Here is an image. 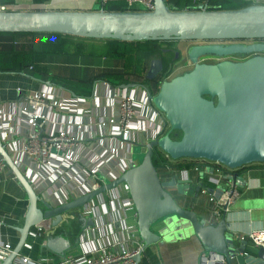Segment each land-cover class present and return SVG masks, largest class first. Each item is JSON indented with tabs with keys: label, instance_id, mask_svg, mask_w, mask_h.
<instances>
[{
	"label": "water",
	"instance_id": "water-1",
	"mask_svg": "<svg viewBox=\"0 0 264 264\" xmlns=\"http://www.w3.org/2000/svg\"><path fill=\"white\" fill-rule=\"evenodd\" d=\"M15 33H55L131 43L198 44L188 53L193 69L164 81L159 92L151 96L154 109L169 125L168 132L146 144L131 142L133 164L119 179L95 191L54 207L34 190L0 137V158L12 170L29 201L23 226L18 229L19 242L3 264H14L22 255L33 228L42 226L49 231L58 227L68 213L83 212L85 206L120 186L129 191L144 248L160 241L161 236L154 231L159 222L177 217L192 226L205 252L217 254L230 264L233 260L264 264V249H252L249 241L229 235L226 215L218 223L206 225L194 211L182 208L170 190L187 195L188 182L162 180L153 163L154 151L159 149L173 161H206L232 171L264 164V43L259 42L264 41V5L239 10L172 11L165 0H155L152 12L104 9L0 12V34ZM178 56L176 53L177 59ZM208 56L222 60L217 64L201 63ZM233 57L242 60H231ZM163 69L161 60H152L146 80L154 81ZM174 133L181 137L174 139ZM94 225L92 219L86 220L85 226ZM46 248L54 250L53 241L49 240ZM139 261L140 256L136 258Z\"/></svg>",
	"mask_w": 264,
	"mask_h": 264
},
{
	"label": "crops",
	"instance_id": "crops-1",
	"mask_svg": "<svg viewBox=\"0 0 264 264\" xmlns=\"http://www.w3.org/2000/svg\"><path fill=\"white\" fill-rule=\"evenodd\" d=\"M13 1L16 3V7H27L28 11L32 10V0ZM237 1L251 5H264V0ZM97 4L98 0H51L45 9L97 10ZM11 44L12 42L9 38L0 37V46ZM16 45L18 48L25 49L30 45V40H18ZM77 60L80 59L49 57L47 63L51 68L52 75L55 76L83 80L93 77L89 74L86 78H79L76 71L74 73L71 71L70 67L73 66L74 69ZM82 60L91 62L93 66L101 63L102 69L106 71L100 73L122 71V64L116 61ZM61 67L68 72L65 73L63 70L60 73ZM55 85H47L44 82H38L26 76L0 74V111H5L9 116L10 123L13 126L20 125L24 134L27 135V116L22 114L20 110V105L23 104L27 96L46 93L50 97L61 96L64 100L74 97L85 98L86 103L82 106L86 113L89 114L88 118L69 116L63 119L58 116L64 123L62 127L68 129L69 133L78 139L88 135L95 136L96 132L100 134V127L97 125L99 119L106 121L109 118L119 116V111L113 106V96L115 89L117 91L120 87H113L105 82H100L93 87L90 95H82L75 94L61 85ZM137 92L142 106L139 111L145 121L140 125L139 131H135L136 129L133 131L132 141L146 144L155 138L160 130L161 122L147 96L149 91L141 86ZM14 104L16 105L14 106ZM46 114L49 116V120H53L56 116L49 112H46ZM69 120H72L73 123L78 122L82 129L79 130L78 126L71 127L66 124ZM97 141L91 142L93 144ZM122 144L123 149L118 153L117 159L121 162L128 159L127 165H129L131 155L128 152V144L121 142V146ZM193 161L195 162L192 165L200 163L196 162V160ZM26 163L21 165L20 169L22 171H25ZM181 165H184V162ZM116 171L119 173L118 170ZM209 175L211 176V172H209ZM239 175L238 188L241 195L232 207L231 213L227 216L228 230L231 237L247 238L255 230H264V164L248 166ZM161 178L167 182L174 180L188 182L190 189L187 195L180 194L176 189L170 190V194L182 208L194 211L203 219L206 225L215 223L214 204L211 202L210 195L205 193L204 188L200 185L204 180L209 182L208 176L190 171L189 180L185 181L184 175L180 172L176 174L163 172ZM211 185L214 188V185ZM122 196L123 193L119 188L104 194L88 206H85V214L79 210L68 213L63 217L62 224L58 227H52L49 233L43 234L40 238L30 236L21 257L27 258L36 264H59L61 258L67 254L82 256L95 250H105L108 253H117L125 250L127 252L134 251L136 244L129 239L128 230L133 227L139 231L138 215L135 207L133 210L124 208L121 202ZM48 202L54 207L60 205L54 198H48ZM28 207V196L12 170L8 167L0 175V216H13L14 220L9 222L7 227L0 228V235L13 248L19 242L20 234L18 229L23 226ZM88 219H92L95 225L92 227L85 226ZM70 224H74L72 230L64 226ZM154 231L161 236L160 241L156 245L147 248L143 247L140 261L137 264H200V258L205 250L188 222L182 221L177 217H169L159 222L154 227ZM49 240L53 241L54 250L43 247ZM140 241L144 245L141 238ZM231 264L241 263L233 260Z\"/></svg>",
	"mask_w": 264,
	"mask_h": 264
},
{
	"label": "built area",
	"instance_id": "built-area-1",
	"mask_svg": "<svg viewBox=\"0 0 264 264\" xmlns=\"http://www.w3.org/2000/svg\"><path fill=\"white\" fill-rule=\"evenodd\" d=\"M118 1L126 2L129 9L140 7L142 9L140 12H152L155 7V0H98V9H104L105 6ZM165 1L168 4L169 0ZM193 2L195 5L193 11L209 9V0H193ZM12 10L25 11L28 8L0 4V12ZM259 42L264 43V41ZM235 61L239 60L235 59ZM139 87L141 86L120 87L117 91L115 89L113 106L119 111V116L106 121L99 119L97 125L101 133L96 132L95 136L88 135L79 139L62 127L64 123L58 116L63 119L69 116L88 118L89 114L82 106L86 103L85 98L74 97L64 100L61 96L50 97L46 93L27 96L20 105L22 114L27 116V135L24 134L20 125L13 126L10 123L5 111H0V137L19 168L27 162L23 173L42 199L48 201V198H54L63 205L99 189L107 182L111 183L119 179L128 170L133 164L132 158H129V165H127L128 159L121 162L117 159V155L123 149L121 142L128 144V152L131 155V142H134L132 141L133 131L135 129L139 131L140 125L145 121L139 111L142 108L137 92ZM147 96L153 106L150 93L147 92ZM46 112L57 117L49 120ZM157 116L161 126L155 137L164 135L169 130L164 116L158 112ZM66 124L82 129L78 122L73 123L72 120L67 121ZM94 140L98 141L92 144L91 141L94 142ZM162 157L167 164L164 168L166 174L180 172L184 175L185 181L189 180L190 171L208 176V181L214 185V188L213 191L204 188V192L210 195L211 202L214 204L215 223H218L224 215L228 216L231 213L232 207L241 195L238 188L239 170L232 171L220 164L206 161H196L200 163L195 165H192L195 162L193 160L183 161L184 165H181L182 161H173L165 153ZM7 168V164L0 158V175ZM119 188L123 193L122 205L126 210H133L134 204L128 189L126 186H120L115 190ZM13 220V216H0V228L7 227ZM47 233L49 231L38 226L32 229L31 236L40 238ZM128 237L136 244V249L132 252L125 250L108 253L105 250H95L82 256L67 254L61 258L59 264H137L136 258L141 255L144 245L141 244L137 229L129 228ZM239 239L249 241L252 249H264V230H255L247 238L239 237ZM43 247L46 248V244ZM13 250V246L8 241H4L0 235V264L9 258ZM14 264L36 263L20 256ZM200 264L230 263L217 254L204 252L200 258Z\"/></svg>",
	"mask_w": 264,
	"mask_h": 264
},
{
	"label": "trees",
	"instance_id": "trees-1",
	"mask_svg": "<svg viewBox=\"0 0 264 264\" xmlns=\"http://www.w3.org/2000/svg\"><path fill=\"white\" fill-rule=\"evenodd\" d=\"M51 0H32L31 11H44ZM2 5L16 6L13 0H2ZM168 7L172 11H192L193 0H169ZM251 4L237 0H209V10H239ZM109 12H140V7L128 8L126 2L118 1L104 7ZM7 37L12 44L8 49H0V74L26 75L35 81L61 85L75 94L90 95L93 87L105 82L113 87L140 85L145 87L151 96H155L161 84L170 79L178 59L173 49L164 48L166 44L176 42H122L118 40H94L73 36L44 34H0ZM21 39H29L30 45L23 49L16 43ZM49 57H66L89 60H111L122 64L121 72H104L89 79H74L52 75L47 61ZM159 59L163 62V72L154 80H146L151 61ZM181 134L174 133L179 139ZM164 153L154 151L153 163L160 177L165 172ZM190 161V160H181ZM199 161V160H196ZM246 168V167H245ZM245 168L239 170V173ZM201 187L213 190V186L204 180Z\"/></svg>",
	"mask_w": 264,
	"mask_h": 264
},
{
	"label": "rangeland",
	"instance_id": "rangeland-1",
	"mask_svg": "<svg viewBox=\"0 0 264 264\" xmlns=\"http://www.w3.org/2000/svg\"><path fill=\"white\" fill-rule=\"evenodd\" d=\"M98 7L99 6L97 4L96 9H98ZM197 44L198 43H196V42H176L174 44L164 45V48L173 49L176 53L179 54L178 61L174 67L175 73H174L172 78H174L176 76L183 75V74H185V73H187L193 69V65L188 58V53H189V50ZM217 44H219V43H217ZM10 46L11 45H7V46L2 45V46H0V49H8ZM235 59H237V57H235ZM235 59L231 58V60H235ZM221 60H222L221 58L208 56V57H203L201 59V63L217 64ZM102 68L103 67H101V63H99L97 66H93L91 62L89 63V61L82 60V59L76 61V65H74L75 70L73 69V66L70 67V69L73 73H74V71L77 72V75H78L77 77H79V78H86V77H88L89 74L92 76H96V75L100 74V72L106 71ZM63 70L65 71V73L68 72L65 68L61 67L59 70L60 73ZM60 73H58V74H60ZM134 150H136V149H133V153H135ZM134 158L136 161H138V159L136 158V155L134 156ZM64 226L67 229L72 230L74 227V224L64 225Z\"/></svg>",
	"mask_w": 264,
	"mask_h": 264
},
{
	"label": "flooded vegetation",
	"instance_id": "flooded-vegetation-1",
	"mask_svg": "<svg viewBox=\"0 0 264 264\" xmlns=\"http://www.w3.org/2000/svg\"><path fill=\"white\" fill-rule=\"evenodd\" d=\"M237 59H238V60H242V58H241V57H237Z\"/></svg>",
	"mask_w": 264,
	"mask_h": 264
}]
</instances>
